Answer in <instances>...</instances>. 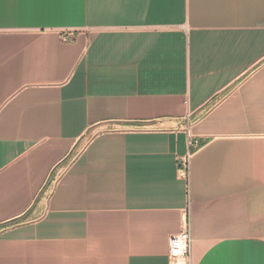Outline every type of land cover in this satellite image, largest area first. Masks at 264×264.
<instances>
[{"label": "crops", "instance_id": "1", "mask_svg": "<svg viewBox=\"0 0 264 264\" xmlns=\"http://www.w3.org/2000/svg\"><path fill=\"white\" fill-rule=\"evenodd\" d=\"M186 213L264 264V0H0V264H170Z\"/></svg>", "mask_w": 264, "mask_h": 264}, {"label": "built area", "instance_id": "2", "mask_svg": "<svg viewBox=\"0 0 264 264\" xmlns=\"http://www.w3.org/2000/svg\"><path fill=\"white\" fill-rule=\"evenodd\" d=\"M71 36L64 35V41H69ZM189 118V117H188ZM190 135L189 146L190 150L198 148V142L191 137L190 129L188 130ZM190 171V155L181 161L180 172L181 175L189 180ZM183 228L178 233L170 238L169 245V259L170 264H190L192 254V237H191V219L189 213L184 214L182 219Z\"/></svg>", "mask_w": 264, "mask_h": 264}, {"label": "snow or ice", "instance_id": "3", "mask_svg": "<svg viewBox=\"0 0 264 264\" xmlns=\"http://www.w3.org/2000/svg\"><path fill=\"white\" fill-rule=\"evenodd\" d=\"M24 3L34 4L44 7H55L63 3H70L71 0H22ZM231 247V246H226Z\"/></svg>", "mask_w": 264, "mask_h": 264}, {"label": "trees", "instance_id": "4", "mask_svg": "<svg viewBox=\"0 0 264 264\" xmlns=\"http://www.w3.org/2000/svg\"><path fill=\"white\" fill-rule=\"evenodd\" d=\"M52 182H53V181H51V183H52ZM51 183H50V184H51ZM19 221H20V220H18V221H14V222H12V223H9L8 225H4L2 228H4V227H8V226H11V225L13 226V225L19 223Z\"/></svg>", "mask_w": 264, "mask_h": 264}]
</instances>
